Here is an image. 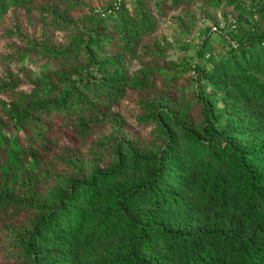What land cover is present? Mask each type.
<instances>
[{
  "label": "trees",
  "instance_id": "1",
  "mask_svg": "<svg viewBox=\"0 0 264 264\" xmlns=\"http://www.w3.org/2000/svg\"><path fill=\"white\" fill-rule=\"evenodd\" d=\"M194 1L0 0V264H264V0L147 44Z\"/></svg>",
  "mask_w": 264,
  "mask_h": 264
},
{
  "label": "rangeland",
  "instance_id": "2",
  "mask_svg": "<svg viewBox=\"0 0 264 264\" xmlns=\"http://www.w3.org/2000/svg\"><path fill=\"white\" fill-rule=\"evenodd\" d=\"M90 3L93 8L103 11L109 8L113 0H84ZM171 1V0H170ZM253 0H234L233 3H225L221 8L214 9L205 6L199 0L191 5L183 7L180 11L174 12L168 18L161 21L158 33L147 41L149 46L161 45L170 51L173 58L184 59V61L197 60L198 52L204 41L206 30L209 24L220 28H231L233 22L240 21L241 24H252ZM12 11L4 19H0V30L11 22ZM198 22L196 27L192 26V19ZM254 18H256L254 16ZM187 33V34H186ZM63 33L56 34L57 42L61 43ZM6 43L0 37V50L5 49ZM227 49V42L220 35L210 37L206 47V53L213 57L220 56ZM217 59V57H216ZM15 69V67H13ZM34 70L35 67H27ZM17 69V68H16ZM4 67L0 64V76L3 75ZM28 88V86H27Z\"/></svg>",
  "mask_w": 264,
  "mask_h": 264
},
{
  "label": "built area",
  "instance_id": "3",
  "mask_svg": "<svg viewBox=\"0 0 264 264\" xmlns=\"http://www.w3.org/2000/svg\"><path fill=\"white\" fill-rule=\"evenodd\" d=\"M136 0H115L114 2V6L115 9H119L124 3H134ZM109 13H113V10H110ZM236 22H233V24H231L232 28H235ZM214 30H216V28H214Z\"/></svg>",
  "mask_w": 264,
  "mask_h": 264
}]
</instances>
